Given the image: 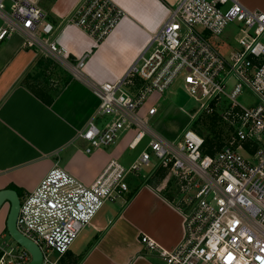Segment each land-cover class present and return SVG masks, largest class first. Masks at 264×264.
<instances>
[{"label": "built area", "instance_id": "built-area-1", "mask_svg": "<svg viewBox=\"0 0 264 264\" xmlns=\"http://www.w3.org/2000/svg\"><path fill=\"white\" fill-rule=\"evenodd\" d=\"M9 4V9L7 7ZM0 43L15 34L25 37V48L37 49L63 62L80 75L87 57L68 62L69 54L57 42L59 28L48 13L31 0H0ZM125 12L113 0H81L67 17L95 44L104 43ZM234 23L240 26L238 49L222 53L212 37L222 36ZM184 75L185 88L202 109L213 114L223 99L229 105L222 119L231 127L229 140L215 155L206 154V140L186 129L182 140L170 142L150 125L140 109L153 94H164ZM141 85L136 94L124 86ZM100 98L97 115L115 117L104 129L91 121L78 134L87 153L117 143L123 129L135 131L129 147L146 148L129 166L112 160L92 185H86L58 165L36 189L21 199L17 228L38 244L43 264H57L107 202L129 191L130 174H138L154 160L169 170L181 196L184 237L173 250L143 236L141 244L164 264H264V12L237 0H179L161 29L127 75L115 83L91 84ZM249 90L259 100L247 108L239 97ZM30 253L21 245L0 242V264H26Z\"/></svg>", "mask_w": 264, "mask_h": 264}, {"label": "crops", "instance_id": "crops-1", "mask_svg": "<svg viewBox=\"0 0 264 264\" xmlns=\"http://www.w3.org/2000/svg\"><path fill=\"white\" fill-rule=\"evenodd\" d=\"M31 1L42 7L49 21L59 28L57 42L68 51V62L75 64L79 58L88 57L78 76L63 62L25 48V37L20 33L0 43V191L14 189L21 199L56 165L92 185L112 160L129 166L146 148L132 150L129 145L135 131L125 128L116 144L86 152L89 143L78 134L91 121L102 130L115 120L97 115L100 98L89 83L123 79L148 47L152 34L161 29L170 10L179 3L113 0L125 16L107 40L97 45L87 33L67 25V17L81 0ZM237 1L264 12V0ZM4 26L5 19L0 15V29ZM52 61L63 64L69 74ZM41 75L52 79L39 84ZM140 85L136 80L134 86L124 89L134 95ZM165 93L151 95L139 112L148 118V110L157 108V115L149 117V123H157L158 128L153 129L168 140L178 128L160 125L164 115L175 108L169 104L161 113ZM146 168L139 184L129 187L117 201L105 204L67 254L55 256L57 264H164L157 253L141 244V238L147 236L167 250L178 247L184 237V207L173 174L160 167L157 160ZM9 210L10 205L5 204L0 211V239L9 235Z\"/></svg>", "mask_w": 264, "mask_h": 264}, {"label": "rangeland", "instance_id": "rangeland-1", "mask_svg": "<svg viewBox=\"0 0 264 264\" xmlns=\"http://www.w3.org/2000/svg\"><path fill=\"white\" fill-rule=\"evenodd\" d=\"M175 1V0H174ZM7 7L9 9V4L7 3ZM241 37L240 26L238 23H234L229 25L222 36L212 37V44L218 48L222 53L228 54L231 49H238L239 45L237 40ZM56 65H60V67H64L66 69L63 70V73H68V69L58 62L52 61ZM58 63V64H57ZM53 75V73L51 74ZM52 77L41 75L39 78V84H44L45 81L51 80ZM184 75H182L179 79H177L174 84L166 91L164 95V103L160 108L161 113H163L166 107L171 104L175 108L169 110L164 117L162 118L161 126H167L170 129L178 128V131L175 135L169 136L167 138L170 141L175 140L176 144L178 141L182 140V135L186 129H191L197 133H199L202 137L207 140V146L205 148L206 154L215 155L218 153L221 148L227 143L229 140V135L231 132V127L228 122H225L222 119V114L228 108V101L223 99V103L217 107L216 111L213 114H208L201 107L205 104V100H198L190 93L187 92L185 88ZM239 101L241 104L247 108H251L257 106L259 103L258 98L249 90H246L241 97H239ZM196 110L195 113L192 114L193 110ZM192 119L191 123L190 120ZM149 125L152 127H157V123L151 121ZM152 127V128H153ZM175 131V130H173ZM179 134V135H178ZM179 136V137H178ZM178 137V138H177ZM177 138V139H176ZM148 143V139L139 146L138 151L143 150ZM152 167V164L149 166ZM148 167V168H149ZM147 170V168H146ZM145 170H141L138 174H130L126 182L129 187L134 184H139L141 182V175ZM140 174V176H139ZM110 203V202H107ZM106 203V204H107ZM81 236V235H80ZM79 239V238H78ZM7 242L11 244H15L10 235L6 236L4 239H0V242Z\"/></svg>", "mask_w": 264, "mask_h": 264}, {"label": "water", "instance_id": "water-1", "mask_svg": "<svg viewBox=\"0 0 264 264\" xmlns=\"http://www.w3.org/2000/svg\"><path fill=\"white\" fill-rule=\"evenodd\" d=\"M196 110L192 111V114ZM10 205V210L7 218V231L13 242L18 243L25 248L31 255V261L26 264H43L44 254L40 246L24 236L17 228V220L21 207V197L14 189H4L0 191V211L5 206Z\"/></svg>", "mask_w": 264, "mask_h": 264}, {"label": "trees", "instance_id": "trees-1", "mask_svg": "<svg viewBox=\"0 0 264 264\" xmlns=\"http://www.w3.org/2000/svg\"><path fill=\"white\" fill-rule=\"evenodd\" d=\"M207 142H208V141L206 140V146H207Z\"/></svg>", "mask_w": 264, "mask_h": 264}]
</instances>
